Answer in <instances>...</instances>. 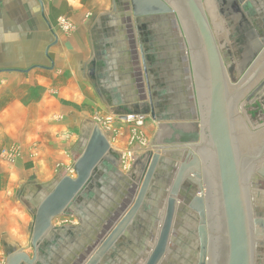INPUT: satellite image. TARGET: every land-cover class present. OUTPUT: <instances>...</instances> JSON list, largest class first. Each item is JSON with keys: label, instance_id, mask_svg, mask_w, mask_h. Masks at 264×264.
Wrapping results in <instances>:
<instances>
[{"label": "crops", "instance_id": "0c3cea01", "mask_svg": "<svg viewBox=\"0 0 264 264\" xmlns=\"http://www.w3.org/2000/svg\"><path fill=\"white\" fill-rule=\"evenodd\" d=\"M202 5L218 36L226 26L219 3ZM59 17L73 28L63 29ZM216 40L220 46L228 42ZM227 60L236 62L234 56ZM150 94L155 115L145 114L139 128L148 145L137 138L131 146L135 122L126 116L139 115L137 105L148 103ZM108 115L111 132L102 123ZM198 118L189 47L174 14L135 17L122 0H0V264L19 250L30 257L36 252L32 264H86L132 206L112 221L133 183L131 165L121 167L126 156L153 152L149 145L159 123ZM95 126L109 137L114 171H101L68 213L52 219L34 250L35 212L60 175L75 176L74 160ZM254 181L251 198L264 217V178L257 174ZM159 203L141 208L96 264H144L166 207ZM12 209L28 222L10 215ZM188 209L178 217L160 264H197V215ZM14 220L16 235L10 232ZM257 254L264 264V247Z\"/></svg>", "mask_w": 264, "mask_h": 264}, {"label": "water", "instance_id": "95a60500", "mask_svg": "<svg viewBox=\"0 0 264 264\" xmlns=\"http://www.w3.org/2000/svg\"><path fill=\"white\" fill-rule=\"evenodd\" d=\"M232 2L240 10L244 0ZM122 3L125 11L130 6L135 17L175 15L189 47L199 118L159 123L153 152L147 150L131 163L133 183L112 221L133 201L132 206L86 264H96L132 218L152 201H166V207L156 245L144 264L161 263L172 234L176 235L178 217L188 208L197 215V264H258L257 251L264 247V217L251 196L254 176L264 178V35L260 37L246 19V29L256 39H237L243 56L233 63L232 72L202 0ZM148 99L137 105L136 113L150 112L154 117L151 94ZM257 114L263 120L255 123L252 117ZM110 154L109 137L95 126L82 154L74 160L75 176L60 175L35 212L34 250L51 229L52 219L68 213L101 171H114ZM35 259L36 252L30 257L19 250L5 264H32Z\"/></svg>", "mask_w": 264, "mask_h": 264}, {"label": "flooded vegetation", "instance_id": "af4514ba", "mask_svg": "<svg viewBox=\"0 0 264 264\" xmlns=\"http://www.w3.org/2000/svg\"><path fill=\"white\" fill-rule=\"evenodd\" d=\"M217 2L219 3L221 22L226 26L218 36L214 33L216 39H228V42H231L236 48L238 47L237 39H256L246 29L247 24L245 21L247 20L256 32H258L260 37L264 35V0H244L240 4V10L236 9L232 0H217ZM228 42L224 46L219 45L223 50L224 58L227 60L229 57L232 58L234 56L236 61H239L243 56L239 47L233 50ZM230 67L233 72L234 64L230 65ZM260 121L257 120V122Z\"/></svg>", "mask_w": 264, "mask_h": 264}, {"label": "rangeland", "instance_id": "374dc122", "mask_svg": "<svg viewBox=\"0 0 264 264\" xmlns=\"http://www.w3.org/2000/svg\"><path fill=\"white\" fill-rule=\"evenodd\" d=\"M250 109H251V107H250ZM100 117H98V119H99ZM106 118H110V121L106 124V125H104V127L106 128V129H108V131L109 132H111L112 131V123H111V121H112V115H108V116H106L104 119H102V123H103V121L106 119ZM252 119H254V120H258V121H260L261 119H262V115H255L254 117H252ZM144 120L142 121V124H144ZM136 123V122H135ZM135 123H132L131 122V124H132V131H131V134H130V144H131V146H132V143L135 141V140H137V138H140V139H142L141 141H142V144H145L146 142H147V140H146V138L144 137V134L143 133H140V127L142 126V124H135ZM145 145H148V143L147 144H145ZM150 146H152L151 144L149 145V147ZM4 152V151H3ZM5 154H7V152H5ZM130 154H131V152H130ZM130 161H131V163H132V161H133V158H131L130 156H129V154H128V156H126V158L124 159V161H123V163H122V165H121V167H122V169H126L127 167H128V165H129V167H130V165H131V163H130ZM70 173L71 174H73L74 173V171L72 170V171H70Z\"/></svg>", "mask_w": 264, "mask_h": 264}, {"label": "built area", "instance_id": "2783aa9c", "mask_svg": "<svg viewBox=\"0 0 264 264\" xmlns=\"http://www.w3.org/2000/svg\"><path fill=\"white\" fill-rule=\"evenodd\" d=\"M59 25L65 29V30H70L73 28V24L65 17H59L58 19ZM145 115H135V114H129L126 116V119L128 121H134L137 124H142V121L144 120ZM110 121V118H106L103 123L106 125ZM5 154V153H4Z\"/></svg>", "mask_w": 264, "mask_h": 264}, {"label": "clouds", "instance_id": "9594fccd", "mask_svg": "<svg viewBox=\"0 0 264 264\" xmlns=\"http://www.w3.org/2000/svg\"><path fill=\"white\" fill-rule=\"evenodd\" d=\"M10 215L14 216V217H18L20 222L23 223H27L29 220V217H27V215L25 213H23L22 211L18 210V209H12L10 212ZM13 227L10 229V232L12 235H16L19 232V226L17 224V221L14 220L13 221Z\"/></svg>", "mask_w": 264, "mask_h": 264}, {"label": "bare ground", "instance_id": "6f19581e", "mask_svg": "<svg viewBox=\"0 0 264 264\" xmlns=\"http://www.w3.org/2000/svg\"><path fill=\"white\" fill-rule=\"evenodd\" d=\"M127 207V206H126Z\"/></svg>", "mask_w": 264, "mask_h": 264}]
</instances>
